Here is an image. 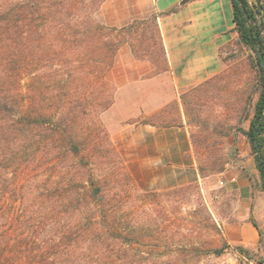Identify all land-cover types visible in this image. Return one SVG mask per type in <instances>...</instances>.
<instances>
[{"label":"trees","instance_id":"16d2710c","mask_svg":"<svg viewBox=\"0 0 264 264\" xmlns=\"http://www.w3.org/2000/svg\"><path fill=\"white\" fill-rule=\"evenodd\" d=\"M104 1L0 0V201L3 211L18 210L11 222L15 234L8 238L0 230V264H137L140 246L184 249L172 250L151 209L136 203L141 190L89 117L113 102L115 87L105 73L121 45L157 70L166 67L156 14L107 26L94 19ZM230 1L231 31L253 56L257 87L248 126L237 131L249 143L264 194V0ZM149 20L157 39L142 27ZM100 135L106 145L97 166L85 151ZM190 139L196 154L207 158L197 162L200 177L224 169L205 139L192 133ZM195 188L188 184L164 195L185 196Z\"/></svg>","mask_w":264,"mask_h":264},{"label":"crops","instance_id":"0c3cea01","mask_svg":"<svg viewBox=\"0 0 264 264\" xmlns=\"http://www.w3.org/2000/svg\"><path fill=\"white\" fill-rule=\"evenodd\" d=\"M156 14L166 67L157 70L136 58L127 44L116 52L107 79L115 86L112 104L101 115L111 141L141 190L156 191L201 183L181 104V92L219 71V49L234 26L230 0H105L95 12L105 25L120 27ZM171 102L178 121H144ZM237 189L235 219L223 228L227 243L264 257V194L244 177ZM235 184H234V183Z\"/></svg>","mask_w":264,"mask_h":264},{"label":"rangeland","instance_id":"374dc122","mask_svg":"<svg viewBox=\"0 0 264 264\" xmlns=\"http://www.w3.org/2000/svg\"><path fill=\"white\" fill-rule=\"evenodd\" d=\"M153 14L146 18H150ZM94 19L99 22L95 14ZM142 27L146 28L151 40L157 39L155 25L150 20ZM250 54L237 41L236 33L231 31L228 42L220 50L218 73L207 81L181 92V97L183 96V101H185V104H182L181 101L182 110L189 132L206 140L211 155L225 162L224 169L221 172L209 174L206 176L209 178L202 180L201 183H193L196 188L188 191L185 196L164 195V193L188 184L156 190L160 195L155 199L143 195L145 191L139 188L141 191L139 190L140 196L135 200L136 203L140 207L145 206L147 209H151L150 211L159 223L158 226L165 229L162 235L168 236L167 240L172 246V250L184 249L169 252L164 248L148 249L140 246L142 258L140 256L137 264L212 262L224 252L225 248L231 245L226 241L223 228L235 219L237 189L230 186L232 183L229 180L232 177H236V180L244 177L252 191L260 190L259 176L249 143L237 131L239 127L246 128L248 126L257 95L256 73L252 65L253 56ZM110 68L105 73L106 81H108L106 76ZM108 82L112 84L110 81ZM25 84L26 77H23L19 91L20 98L26 91ZM103 112L93 110L89 117L94 118L96 124L110 138L109 129L101 118ZM176 112L177 105L175 102H171L160 112L144 119V121L159 124L176 123L178 121V118L175 117ZM86 129L89 130V128ZM105 145L104 135L96 137L88 144L85 151L86 159L101 166L102 158H104L102 157V146ZM192 147L196 162L200 161L202 165L206 164L205 155H200V151L196 154L193 143ZM127 194L136 195L133 189H130ZM4 208L5 203L0 201V230H5L9 238V232L12 235L15 234L11 222L16 218L18 210L14 208L12 212L7 209L3 211ZM250 252L264 261L262 255L254 251Z\"/></svg>","mask_w":264,"mask_h":264},{"label":"built area","instance_id":"2783aa9c","mask_svg":"<svg viewBox=\"0 0 264 264\" xmlns=\"http://www.w3.org/2000/svg\"><path fill=\"white\" fill-rule=\"evenodd\" d=\"M200 264H264V261L254 256L244 247L236 248L229 245L212 262H202Z\"/></svg>","mask_w":264,"mask_h":264}]
</instances>
